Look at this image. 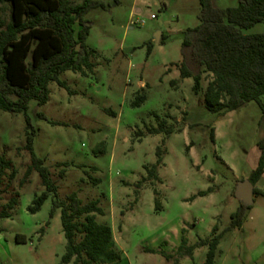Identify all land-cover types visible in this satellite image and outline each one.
Wrapping results in <instances>:
<instances>
[{
	"label": "rangeland",
	"instance_id": "rangeland-1",
	"mask_svg": "<svg viewBox=\"0 0 264 264\" xmlns=\"http://www.w3.org/2000/svg\"><path fill=\"white\" fill-rule=\"evenodd\" d=\"M97 1L103 6L86 15L91 24L86 44L98 51L92 58L95 70L85 76L65 71L60 79L69 88L51 81L49 101L40 106L32 99L27 115L0 108V155L11 161L0 183V264H74L62 261L67 240L60 209L51 217L54 199L72 192L84 202L99 200L104 213L97 220L113 227L120 264H171L179 257L184 228L189 243L196 244L212 237L215 225L223 232L215 264H264L263 196L255 198L244 226L224 232L243 201L237 189L251 173L254 150L264 135V112L256 101L222 115L210 111L205 103L209 73L196 94L193 79H181L175 65L182 60L183 31L199 23L200 0ZM216 4L233 7L239 0ZM245 32H264V22ZM140 92L148 97L133 107ZM27 117L36 131L35 153L58 186L34 213L28 207L46 187L37 171L24 179L31 164L27 132L33 130ZM164 118L176 132L167 138L165 132L151 134L149 127H158ZM160 145L167 152L159 179H143ZM208 189L211 193L192 198ZM13 197L18 204L2 216ZM18 235L27 240L19 241ZM148 247L174 258L148 253ZM208 249L198 246L179 264H202Z\"/></svg>",
	"mask_w": 264,
	"mask_h": 264
},
{
	"label": "trees",
	"instance_id": "trees-1",
	"mask_svg": "<svg viewBox=\"0 0 264 264\" xmlns=\"http://www.w3.org/2000/svg\"><path fill=\"white\" fill-rule=\"evenodd\" d=\"M6 3L10 7L9 16ZM200 4L199 23L183 31L182 60L175 63L180 70L181 79L192 78L193 90L199 94L203 90L204 74L209 73L211 80L205 89V103L214 113L222 115L238 110L251 101L258 102L264 112V32H245V29L264 22V0H239L238 5L225 8L218 7L216 0H200ZM96 6L103 5L97 0H85L82 3L75 0H0L1 110L27 115L32 99H36L40 106L49 101L51 81L69 88L67 82L60 79L65 71L73 70L85 76L95 70L96 62L92 58L98 56V51L86 44L91 30L86 15ZM76 24H79L80 29L76 28ZM147 97L145 92L138 93L132 106H141ZM156 115L157 118L160 117L159 114ZM41 116L46 118L44 114ZM27 121L28 128H33L29 117ZM149 131L154 135L165 132L167 138L176 129L168 125L164 118L158 127H149ZM35 132L34 128L32 132H27L26 148L31 154V164L24 179L37 171L46 189L28 207L33 213L40 211L49 196L56 194L58 189L50 168L35 153ZM141 133L144 135L143 131ZM214 137L213 129L211 138ZM166 138L162 140L164 146ZM164 146L157 147L156 162L146 166L149 173L143 179H159V169L165 165L164 154L167 152ZM257 146L262 154L257 167L248 177L254 186L264 174V136L258 140ZM190 148L191 145H188L187 149ZM9 168L11 161L0 155V183ZM211 191L202 190L192 198L207 195ZM261 193L255 187V195ZM155 202L159 210L160 201L156 199ZM17 204L18 198L13 197L3 207L2 216H9V210ZM252 207L253 204L241 201L237 210L231 214V224L224 232L241 228ZM57 209H60L62 230L67 240L66 252L62 257L64 263L122 262L123 256L116 249L113 227L97 220V214L104 213L99 200L84 202L77 193L72 192L64 200L54 199L51 217ZM185 230L186 228L183 229L181 244L177 249L179 257L171 264H179L180 257L185 255L193 257L194 250L200 245L209 248L202 264H215L216 252L223 235V232H218V225H215L212 237L201 238L196 244L189 243ZM17 237L19 241L27 240L23 235ZM145 251L160 253L168 261L174 258L173 254L164 249L148 247Z\"/></svg>",
	"mask_w": 264,
	"mask_h": 264
},
{
	"label": "water",
	"instance_id": "water-1",
	"mask_svg": "<svg viewBox=\"0 0 264 264\" xmlns=\"http://www.w3.org/2000/svg\"><path fill=\"white\" fill-rule=\"evenodd\" d=\"M159 34L161 35V32ZM159 41H160V37L157 38L156 42H159ZM254 194H255V186L249 179L240 181L236 195L240 199H242L245 204L253 203Z\"/></svg>",
	"mask_w": 264,
	"mask_h": 264
},
{
	"label": "crops",
	"instance_id": "crops-1",
	"mask_svg": "<svg viewBox=\"0 0 264 264\" xmlns=\"http://www.w3.org/2000/svg\"><path fill=\"white\" fill-rule=\"evenodd\" d=\"M200 14V13H199ZM198 19H199V15H198ZM264 136V135H263ZM254 156L251 160V173L252 171L257 167L258 165V162H259V158L261 157V154H262V151L261 149L257 146L254 150ZM250 173V175H251ZM249 175L246 177L248 179ZM255 187H257L262 193L261 194H258V195H253V207L252 209L250 210V212L248 213L246 219L248 218L249 214L255 209V202H256V199L255 198H258L259 196H263L264 197V174L263 176H261V178L258 180V182L256 183ZM242 200V199H241ZM244 202V201H243ZM246 219L244 221V224L246 222ZM244 226V225H243Z\"/></svg>",
	"mask_w": 264,
	"mask_h": 264
}]
</instances>
